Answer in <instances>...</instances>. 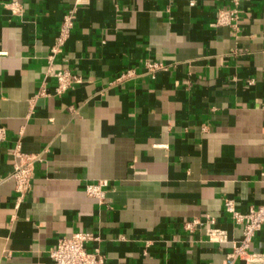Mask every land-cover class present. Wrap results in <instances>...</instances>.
Instances as JSON below:
<instances>
[{
	"label": "crops",
	"instance_id": "crops-1",
	"mask_svg": "<svg viewBox=\"0 0 264 264\" xmlns=\"http://www.w3.org/2000/svg\"><path fill=\"white\" fill-rule=\"evenodd\" d=\"M8 1L0 264H54L50 248L80 230L100 236L107 264L224 263L232 242L184 224L211 216L239 240L225 199L244 212L264 202V0H243L239 30L216 22L230 0H84L53 59L72 0H21V15ZM148 58L168 68L152 77ZM63 68L84 81L58 95L53 71ZM128 69L137 74L111 83ZM16 148L45 156L19 207L6 179ZM99 180L109 182L104 203L86 192ZM252 249L264 252V226Z\"/></svg>",
	"mask_w": 264,
	"mask_h": 264
},
{
	"label": "built area",
	"instance_id": "built-area-1",
	"mask_svg": "<svg viewBox=\"0 0 264 264\" xmlns=\"http://www.w3.org/2000/svg\"><path fill=\"white\" fill-rule=\"evenodd\" d=\"M84 0H72L69 9L64 14L60 24L59 33L56 36L53 54L50 59H53L56 54L61 52L67 41L69 40L72 30L75 26L77 11L80 4ZM243 0H230V6L220 9L217 16V24L229 25L235 30H239V22L241 20ZM5 6L15 15H21L24 9V4L21 0H10ZM0 51V55L4 54ZM147 73L152 77L160 70L167 69L168 66L160 61L148 58L145 61ZM135 69H128L116 76L111 82L119 84L127 79L135 76ZM53 75L57 79L56 93L62 95L71 89H74L78 84L84 81V76L70 68H63L53 71ZM47 94L42 88L38 95ZM69 110L77 113L74 106H69ZM0 137H4V131L0 128ZM14 155L17 158L14 171L6 176V179L15 181V188L18 193L16 206L20 203L31 190L33 179L35 176L36 165L45 160L42 153H25L19 148L14 150ZM86 192L89 196L97 198L100 203H104L108 197L109 182L107 180H99L98 182L88 183ZM225 211L231 219L238 224L242 229V236L239 240H230L228 231L217 226L216 219L209 217L206 221L200 218H194L185 222V229L194 231L198 226L205 225L206 232L211 242L225 244L232 242V250L227 256V260L221 264H240V260H244L245 264H264V252L253 250L252 243L257 233L264 226V202L259 205H251L247 211H241L237 202L233 198H226L224 201ZM101 238L95 232L90 230H80L74 232L70 236H62L58 243L50 248L49 253L54 264H107V257L101 250L99 245ZM92 248L89 247L90 244Z\"/></svg>",
	"mask_w": 264,
	"mask_h": 264
}]
</instances>
